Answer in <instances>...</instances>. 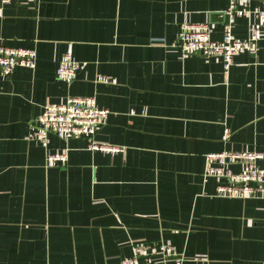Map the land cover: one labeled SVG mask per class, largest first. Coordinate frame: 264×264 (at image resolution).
Segmentation results:
<instances>
[{
	"label": "crops",
	"instance_id": "crops-1",
	"mask_svg": "<svg viewBox=\"0 0 264 264\" xmlns=\"http://www.w3.org/2000/svg\"><path fill=\"white\" fill-rule=\"evenodd\" d=\"M2 1L0 44L34 49L36 64L0 72V264H122L141 244L172 246L182 264H264V200L215 197L202 176L208 154L264 153L257 20H235L237 39L250 24L261 37L225 73L220 59L173 44L184 23L208 24L220 41L227 0ZM68 51L82 65L70 85L55 74ZM68 97L108 111L94 140L120 152L49 135L66 162L45 167L32 123ZM149 261L138 258L174 264Z\"/></svg>",
	"mask_w": 264,
	"mask_h": 264
},
{
	"label": "built area",
	"instance_id": "built-area-1",
	"mask_svg": "<svg viewBox=\"0 0 264 264\" xmlns=\"http://www.w3.org/2000/svg\"><path fill=\"white\" fill-rule=\"evenodd\" d=\"M39 5L47 0H18ZM7 3L8 0H3ZM228 6L223 13V36L220 41L211 39V27L208 24L184 23L180 34L173 44L183 55L220 59L223 70L228 72L233 64V57L239 53H255L261 35L257 26L248 25L247 36L237 39L233 28L237 18H254L259 27L264 29V0H227ZM260 4L259 6L253 5ZM36 52L32 48L16 49L0 44V72L8 77L17 67L34 69ZM81 64L72 58L70 51L62 56L56 68L57 79L70 85L80 70ZM97 83L110 84L111 77L98 75ZM108 111L97 106L94 97H68L63 102L46 104L42 112L33 120L30 139L39 143L45 151V167L64 164L66 155L51 152L48 149V136L68 142L72 139H84L89 151H100L110 154L120 149L99 144L94 140L96 133L104 124ZM229 131H225L223 140H227ZM264 159V153L256 151H223L205 156L203 181L213 179L216 182L215 197L225 199H261L264 200V169L257 167L256 162ZM239 166L234 172L231 167ZM160 255L163 262L182 264L176 257L175 249L169 245H136L133 256L122 264H139L143 257L149 263V257Z\"/></svg>",
	"mask_w": 264,
	"mask_h": 264
},
{
	"label": "rangeland",
	"instance_id": "rangeland-1",
	"mask_svg": "<svg viewBox=\"0 0 264 264\" xmlns=\"http://www.w3.org/2000/svg\"><path fill=\"white\" fill-rule=\"evenodd\" d=\"M246 200H254V199H246Z\"/></svg>",
	"mask_w": 264,
	"mask_h": 264
}]
</instances>
